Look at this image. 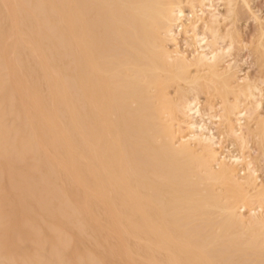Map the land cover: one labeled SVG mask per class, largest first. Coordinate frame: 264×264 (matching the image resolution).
<instances>
[{"label":"bare ground","instance_id":"obj_1","mask_svg":"<svg viewBox=\"0 0 264 264\" xmlns=\"http://www.w3.org/2000/svg\"><path fill=\"white\" fill-rule=\"evenodd\" d=\"M233 2L0 0V264H63L70 239L53 223L79 229L58 170L152 264H264V186L241 152L220 151L224 138L244 148L264 98L228 61L218 4L231 16Z\"/></svg>","mask_w":264,"mask_h":264},{"label":"rangeland","instance_id":"obj_2","mask_svg":"<svg viewBox=\"0 0 264 264\" xmlns=\"http://www.w3.org/2000/svg\"><path fill=\"white\" fill-rule=\"evenodd\" d=\"M245 2L246 3L248 2L249 4L247 3L248 4L247 5ZM222 3L218 4V6H220L218 8V10H219V12H221V14L224 15L225 19L221 18V20H220V22H221L220 23L221 24L220 25L221 26L220 31L223 29L222 31L224 32L226 29H229V30L231 29L232 38H233V40L235 39V41L232 45L234 47V48L232 47V51H231L232 56H230L228 58L229 59L228 61H230V59H231V62L232 63L234 62V66H236V68H237V70H235L236 71V73H235L236 77L241 79V78L247 76L246 78L247 79L249 78V80L251 82L255 81L257 86H260L258 88L261 90V95L263 94L262 97H264V64H263L264 63V0H246V1L245 0H234V2H233L234 10H233V13L231 14V16L228 15V13L225 10L226 9L225 4H222ZM182 7H183L185 14H188L190 12L189 6L186 3L183 4ZM254 17H256V20ZM181 33L182 32H179V34L177 35V42H178V45L180 46L179 49L182 51L185 50L187 52V54H189L191 52V49H188L186 47V44H184V43H186L185 38H184L185 36L183 35V33L182 34ZM225 42H227V41H225ZM221 44H220V46H222V45L224 46L225 44H226L225 46H227V44H229V43H223L222 45ZM224 47H222V48H224ZM167 48L170 49L169 51H171L173 49L172 44L168 43ZM259 51H260V53H259ZM261 52H262V54H261ZM234 59H235V61H234ZM261 60H262V62H261ZM243 75H246V76H243ZM258 84H260V85H258ZM180 85H181V87H184L183 83H181ZM169 91L171 92V93L169 92L171 95V98H172V96H175V91L173 88H170ZM199 95H198V97H199L200 102L202 104L201 106L202 107L206 106V105H204L205 103H207V101L205 100L206 95H204V94H199ZM216 97H217V99H214L215 101H213V102L216 104H219V102H220L219 98H218L219 96H216ZM229 99L232 100L230 97H229ZM262 99H263L262 100L263 103L261 105L260 110L258 111V113L256 115L253 116V118H251L253 120H251V121L246 120V122L243 121L244 127L242 129V133L244 131V135L246 137L245 138L246 144L244 145V148H242V150H241V148L237 146L238 145L237 143L233 144L232 143L233 141L231 142L227 138H224L222 140V145L220 147V151H222V150L225 151V152L222 151V152H224V154L227 152L226 155L231 154V153L235 154L234 152L239 153V154L241 152L240 155H242V154L244 155V156H241L242 158L244 157L243 162H242V164H244V165L240 164L239 166H237L238 168H236V169L238 171H239V169L243 170L242 166H245V164L248 160L251 161L253 167L256 168V170H257V176L259 178L258 179L259 182L257 181V184L259 186H264L263 185L264 184V128L261 127V126H264V125H261L264 122L263 121L264 120V98H262ZM214 103H213V105H214ZM245 104H247V103H245ZM18 111L20 113H22L21 109H18ZM19 112H18V114H20ZM257 115H259L258 119H257ZM204 119H205V124H206L207 128L208 127L212 128L213 134L215 136H217V134L220 130L216 129L215 126H212L206 118H204ZM11 121H12V117H8L6 119V122H7L6 125L11 126V124H12ZM182 121H183V119H182ZM247 123H249V124H247ZM184 125L181 127L183 128L182 130L185 131L186 128ZM245 125H247V126H245ZM245 127H246V129H245ZM248 128H250V129H248ZM250 130H252V131L254 130V131L253 132L251 131V133H250ZM214 132H216V133H214ZM230 143H232V144H230ZM234 145H236V146H234ZM245 157H246V159H245ZM29 158L30 157H28L27 162H29L31 160ZM242 172H244V171H242ZM240 174H241L240 175L241 177H245V175L243 173H240ZM56 181H57L56 182L57 186L60 188H61L60 185L62 183V185H63L62 190H63V193L65 194L66 199L78 211L77 217H76L77 226H78V229L81 230V231H79L76 228L67 227L65 225V223L63 222V220H61V219L54 221V223H53L54 228L56 230H61L63 233H65L64 234L65 238L68 236L66 239H70L67 242L68 248H67V251L65 252L63 259H62L63 264H78V263L82 264L89 259V257L87 258V256H86L88 253H89V256H90V254H92L90 259H92V257L95 258L93 260L95 263L98 262L100 264H125V263L127 264L128 262L125 261L126 257L124 258L119 254L120 252H122V247H120L121 243L119 244V241L123 243V245H121V246H123V247L126 246L130 250L131 254L134 257H136V255H138V257H136V258L128 257V258L133 260V261L131 260L132 262L130 261L131 264H133V262H134V264H147V263L152 264L149 261V258L147 257V255L141 250V248H140L141 242L140 241H138L136 239L132 240V238H129V236H127L124 233V231H122L123 233L120 235V236H122L121 237L122 241L120 239H119V241H117L118 238H120V236H117V238H114L116 236L115 235L113 237L114 234H111L112 232L110 231V227H109L110 225H109L108 219H106L105 217H102V216H99V217H90L89 216L88 217L83 212L82 208L78 206L79 205L78 193L76 192V190L71 188V186H70L71 184H69L68 180L65 178V175L63 174L62 171L58 170L57 176H56ZM72 197H73V199H72ZM74 202L76 204L78 203V205H76ZM245 209H247V208H245ZM243 210L241 211V214L243 213L244 219L248 220L249 219L248 210L247 211L244 210V212H243ZM95 212L98 214V207H96ZM245 212L247 213V215ZM214 213L216 215L218 213V211L215 210ZM246 217H248V218H246ZM89 218H91L92 220H93V218H96L95 221H97V222L94 221L95 222V224H94V222L92 223L91 219L89 220ZM38 219L39 218H37V217L29 218V220H28L29 226L31 225V228L32 227L34 228V226H35L34 229L45 228L43 223L40 222ZM96 224L98 226L100 225L99 227H101V228H99ZM32 225H34V226H32ZM107 226L109 227V229ZM103 229H106L107 231L105 232V231H103ZM108 231H110V232H108ZM106 233H108V234H106ZM87 236H89L90 238ZM102 240H103V242H102ZM105 241L107 244H105ZM218 242H219V239H215L213 241V244L211 245L210 249H212L215 246V244ZM124 243H125V246H124ZM30 245L32 246L31 248H29ZM113 245H114V247L117 246V248L113 249ZM27 247L29 249V252H32L36 248L35 245L32 244L31 242L27 243ZM111 248H112V250H111ZM46 249H48L47 246H46ZM117 252H118V254H116ZM118 255L120 256V258L118 257ZM85 256H86L87 260H86ZM139 257H140V259H139ZM141 258H142V260L148 259L147 263L142 262ZM124 261H125V263H124ZM98 263H96V264H98Z\"/></svg>","mask_w":264,"mask_h":264}]
</instances>
